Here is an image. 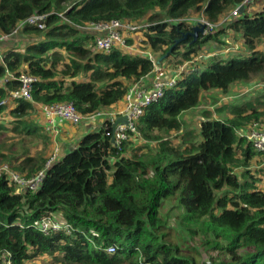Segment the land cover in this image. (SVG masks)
<instances>
[{
  "label": "trees",
  "instance_id": "1",
  "mask_svg": "<svg viewBox=\"0 0 264 264\" xmlns=\"http://www.w3.org/2000/svg\"><path fill=\"white\" fill-rule=\"evenodd\" d=\"M68 1L72 5L57 11ZM244 1L0 0V34L11 36L23 23L20 32L37 37L23 53L10 50L0 62L2 84L6 72L16 77L25 72L36 78L33 103H11L10 115L20 120L14 129L25 130L27 135L42 134L51 141L41 127L31 129L23 121L35 110L34 103H72L81 115H92L123 99L127 89L123 79L136 81L152 72L153 63L146 57L118 48L108 54L88 49L87 41L93 36L83 28L89 23L146 21L142 30L153 53L171 51L175 55L188 46L182 61L195 57L202 44L215 41L219 50L226 46L229 34L238 36L246 51L229 58L216 54L203 69L193 67L145 109L137 124L146 140L157 141L162 132L179 131L180 116L199 105L203 90L228 93L233 86L249 84L259 76L264 80V50L258 49L264 38V5L255 13L245 9L231 17ZM196 11H202L217 28L192 42V37H183L192 31L186 19ZM228 13L230 19L220 21ZM33 15L46 17L45 33L26 23ZM79 76L83 77L80 82L76 81ZM18 86L17 81L5 82L0 100L7 96L4 88L11 91ZM259 107H235L232 118L203 121L201 140L193 153L162 143L155 159L124 158L126 143L120 149L113 147L112 128L106 122L71 151L58 154L38 190L20 193L1 176L0 252H9L12 264H26L46 254L52 257L51 264H196L166 241L159 211L162 202L168 201L182 209L195 232L209 239L205 243L209 250L227 256L218 264H264V191L252 177L241 182L234 173V168L248 167L257 154L238 132L264 118V109ZM4 109L0 106V112ZM237 150L241 159H237ZM46 162L27 157L12 168L28 178L43 170ZM53 213L62 214L77 232L44 236L34 228ZM112 244L117 251L108 254L106 248Z\"/></svg>",
  "mask_w": 264,
  "mask_h": 264
},
{
  "label": "rangeland",
  "instance_id": "2",
  "mask_svg": "<svg viewBox=\"0 0 264 264\" xmlns=\"http://www.w3.org/2000/svg\"><path fill=\"white\" fill-rule=\"evenodd\" d=\"M72 3V1L62 3L57 11H62L72 5ZM263 5L264 0H253L250 4H247L246 10L248 13L252 14L260 10ZM156 13L164 16V14L159 10H157ZM229 13L225 14L220 21L229 20L231 16H229ZM203 19L205 18L202 11H196L190 14V16L186 19V23L193 28L196 27L195 25ZM22 27L23 25H19L16 32L11 36L0 34V62L3 55L10 50L23 53L25 47L37 38L36 36H32L30 34L26 35L22 31L20 32ZM47 29L48 27H46V30L43 32L45 33ZM144 37V32L142 31L133 34V38L130 39L131 43L128 46L135 48V50L140 51V53L143 51L141 54L146 55V52L149 51V49L147 44L144 42ZM225 41L224 45L230 47L228 52L225 51L226 46H221L218 50V44L215 41H209L201 46H198L197 55L188 61L181 60V55H183L188 46L181 47L180 51L175 55H172L171 51L167 54L156 55L155 60L156 62H166L171 69H175L174 66L181 65L183 62H188L191 68L194 67L197 69H203L205 64H207L216 54L221 58H229L239 51H246L242 40L236 35L229 34L228 37H225ZM86 46L88 49L92 50V40H88ZM130 49L131 48H129V50L124 49L122 52L125 51L124 53H128ZM258 49L264 50V38L261 40ZM62 52L63 51H61V53ZM129 53L133 52L130 51ZM22 67L25 68L26 65L23 64ZM57 68L58 70L61 69L60 63ZM56 79L60 80L62 77L57 76ZM82 80L83 77L81 76L76 78V81L80 82ZM66 82L69 83L68 80H66ZM2 85L3 84L0 78V87H2ZM4 89L7 92L9 91L7 88ZM5 100L6 98L0 100V106L5 107V109L0 112V167L6 164L10 167H15L27 157L50 160L54 155L61 153V150H59L58 153H55L54 149L56 150V148L53 147L49 138H45L44 135L38 133L35 135H27L25 130H23V132H19L20 130L14 129V123L20 120H17L10 115V110L12 109H10V107L12 104L11 102H6V104H4ZM120 102V108L118 110L123 109L125 106L123 101ZM36 105L37 103L35 106ZM249 105L253 107L260 106L259 108L264 109L263 77L259 76L246 85L237 84L233 86L228 93H222L218 90L205 89L202 92L199 105L180 116L182 126L179 131L162 132L159 134L160 139L157 141L146 140L141 136V138L136 141L127 142L125 144V152L122 154V157L131 158L135 155L136 157L147 161L155 159L159 153L160 145L162 143H166L169 147H174L179 152L187 151L193 153L194 147L201 140L200 124L203 121L232 118L235 107H247ZM103 111L109 112L111 111V108ZM37 112L38 109L36 107L35 110L29 113L28 117L23 119V121H26L31 129L32 126L35 125L34 119ZM260 121L258 123H260L261 127H264V118ZM250 130V124L245 127H241L238 135L245 138ZM41 133H43V131ZM243 146H245V144H243ZM258 158L257 160L255 159L254 161H251L248 167L234 168V173L241 182L244 180L250 181L252 177V179L256 181L257 188L264 191V164L262 158H260L261 160ZM237 159H241L240 150H237ZM109 161L111 163L114 162L113 158H109ZM159 213L162 225L165 229L163 232L167 233L166 241L175 245L179 249L180 255H185L190 259H194L196 264H218L221 260L227 258L224 254H219L216 250H209L207 248L205 243L209 241V239L207 240L198 232H195L196 227L192 223L185 220L182 209L174 202L163 201ZM160 235H162V233ZM239 252L241 253L242 251L239 250ZM51 262L52 257L46 254L26 261L25 263L51 264Z\"/></svg>",
  "mask_w": 264,
  "mask_h": 264
},
{
  "label": "built area",
  "instance_id": "3",
  "mask_svg": "<svg viewBox=\"0 0 264 264\" xmlns=\"http://www.w3.org/2000/svg\"><path fill=\"white\" fill-rule=\"evenodd\" d=\"M252 1L245 0L241 5L246 9L247 4H250ZM238 15L237 8L232 12L231 17H237ZM45 18L43 15H33L29 17L26 23L30 26L37 27L41 31H45ZM195 26H203L204 28L203 32L199 35L200 37L215 32L217 28L216 24L210 23L205 19L199 21ZM146 27V21L140 24H134L122 20H112L109 22L89 23L83 30L93 36L92 45L95 53L108 54L115 48L121 51L127 49L128 40L133 37V34L139 31L144 32L142 29ZM148 49L149 51L146 52V55L143 54L142 57L148 58L153 63V70L149 75L133 81L127 86L126 93L122 99L125 104L123 109L116 112L101 111L92 115L83 116L76 110L72 103L40 105V113L45 119L43 125L44 131L51 135L56 143L55 139L59 134L58 127H62L63 125H79L83 121L107 116L108 118H106L107 120L103 124L108 122L112 128L118 118L125 117L126 124L119 123L114 130H111V139L114 140V143H112L113 147L120 149L124 143L140 139L141 134L138 131L137 123L143 116L145 109L149 105L159 101L167 89L173 88L188 71L193 70L188 62H183L181 65L174 66L175 69H171L167 63L156 62L155 54L149 46ZM9 80L17 81L19 86L7 92L4 104L6 102L12 103L16 100H25L33 103L31 90L33 83L36 81L34 76L23 72L16 77L12 73L6 72L3 84ZM245 138L251 143L254 151L262 158L264 164V127H261L260 123L251 124V130ZM55 148V153H58L60 147L56 145ZM56 157L57 155H54L53 158L47 160L43 170L31 177L26 178L7 164L0 167V177L4 175L8 184L15 186L20 193L36 191L45 177V170ZM34 228L44 236L56 233L73 235L77 232V229L67 223L60 213L49 214L41 218L34 224ZM106 251L108 254H115L117 246L112 244L106 248ZM0 264H12L9 252H0Z\"/></svg>",
  "mask_w": 264,
  "mask_h": 264
},
{
  "label": "crops",
  "instance_id": "4",
  "mask_svg": "<svg viewBox=\"0 0 264 264\" xmlns=\"http://www.w3.org/2000/svg\"><path fill=\"white\" fill-rule=\"evenodd\" d=\"M247 13H248V11H247ZM248 14H251V13H248ZM132 38L133 37H131L130 39H132ZM130 39L128 41H130ZM135 43H136V41H135ZM128 45H130V43H128ZM129 48H131L130 51L133 52V53H129L130 52L129 51L126 54H131V55L141 56L142 57L143 54H141V53H143V51L140 53V51L135 50V48H132L131 46H128L127 50H129ZM137 51H138V53H137ZM156 55L157 54H155V56ZM164 63H166V62H164ZM133 81H135V80H128L127 81V80L123 79V82L127 86ZM120 103L121 102H119V103H117L115 105H112L110 107L111 111H109V112H114V111L116 112V110L119 111L118 109L120 108ZM35 104L36 103H34V105ZM36 107L38 109V112H37V114L35 116L34 123H35V125H37V126H39V127H41L43 129V125L45 123V119H44L43 115L40 113V104H37L35 106V109H36ZM104 112H107V111H104ZM106 118H108V117L107 116H103V117L98 118V119H94V120L92 119V120L83 121L79 125L66 124V125H63L62 127H58L59 134H58V136L55 139L56 143H55V141H54V139H53V137L51 135H50L51 136V141L50 142L53 144V147L58 145L60 147L61 153L62 154H66L69 151H71L86 134H88L90 132L97 131L98 129H100V127L103 125V122L107 120ZM49 140H50V138H49ZM254 156L252 157L250 162L254 161L255 159L257 160L258 157H259L258 159H260V156L258 154L254 155Z\"/></svg>",
  "mask_w": 264,
  "mask_h": 264
},
{
  "label": "water",
  "instance_id": "5",
  "mask_svg": "<svg viewBox=\"0 0 264 264\" xmlns=\"http://www.w3.org/2000/svg\"><path fill=\"white\" fill-rule=\"evenodd\" d=\"M243 11H244V6H243V5H240V6L238 7V14L241 15V14L243 13ZM203 29H204L203 26H196V27H193L191 32H189V33H187V34H184L183 39H185V38H187L188 36H190V37H192V39H193L192 42H196V41L198 40V38H199V35L203 32ZM183 39H182V40H183ZM119 123H121V124H126V119H125V117H120V118H118V119L116 120V122L113 124L112 129L114 130L115 127H116V125L119 124ZM111 143H114V140H113V139L111 140Z\"/></svg>",
  "mask_w": 264,
  "mask_h": 264
},
{
  "label": "clouds",
  "instance_id": "6",
  "mask_svg": "<svg viewBox=\"0 0 264 264\" xmlns=\"http://www.w3.org/2000/svg\"><path fill=\"white\" fill-rule=\"evenodd\" d=\"M245 10V9H244Z\"/></svg>",
  "mask_w": 264,
  "mask_h": 264
}]
</instances>
